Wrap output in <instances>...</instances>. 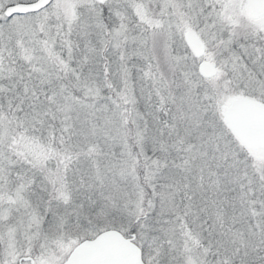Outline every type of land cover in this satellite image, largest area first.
<instances>
[{
	"label": "snow or ice",
	"instance_id": "1",
	"mask_svg": "<svg viewBox=\"0 0 264 264\" xmlns=\"http://www.w3.org/2000/svg\"><path fill=\"white\" fill-rule=\"evenodd\" d=\"M0 264H264V0H0Z\"/></svg>",
	"mask_w": 264,
	"mask_h": 264
}]
</instances>
